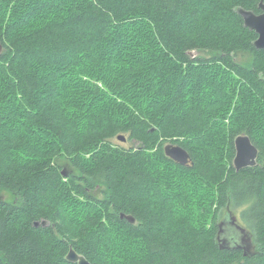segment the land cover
<instances>
[{
    "label": "trees",
    "instance_id": "obj_1",
    "mask_svg": "<svg viewBox=\"0 0 264 264\" xmlns=\"http://www.w3.org/2000/svg\"><path fill=\"white\" fill-rule=\"evenodd\" d=\"M261 1L0 0V264H264Z\"/></svg>",
    "mask_w": 264,
    "mask_h": 264
},
{
    "label": "water",
    "instance_id": "obj_2",
    "mask_svg": "<svg viewBox=\"0 0 264 264\" xmlns=\"http://www.w3.org/2000/svg\"><path fill=\"white\" fill-rule=\"evenodd\" d=\"M259 7L261 9L260 13H256L252 10H247L245 8H239L238 12L242 15L245 26L251 30L256 31V33L258 34V37L254 42L255 45L258 48H264V1H261ZM119 139L121 141H125L126 137L124 135H120ZM234 143L236 148V154L234 157L235 168L237 170H240L242 168L255 165L258 157V148L251 141V138L248 135L241 134L235 138ZM165 152L169 157H171L176 162L182 165H189L191 162V156L188 151L179 145L167 144L165 146ZM122 217H126L131 222L135 221V218L131 215L123 214ZM228 219L232 225H235L236 229L243 233V237L247 238L248 244L244 243V249L246 253L250 252V250L253 248L252 234H248L246 228L239 224H236L237 216L232 215ZM226 224L227 218L221 220L219 224V232L217 238L218 241L222 244L223 248H230L229 245L231 239H228L223 236ZM67 259L78 264H92L89 260L85 258V256L78 254L73 248L69 250Z\"/></svg>",
    "mask_w": 264,
    "mask_h": 264
},
{
    "label": "rangeland",
    "instance_id": "obj_3",
    "mask_svg": "<svg viewBox=\"0 0 264 264\" xmlns=\"http://www.w3.org/2000/svg\"><path fill=\"white\" fill-rule=\"evenodd\" d=\"M199 7H202V5L199 4ZM194 55H197V54L195 53ZM116 143H120V144H122L124 146H131L133 144L131 141H128V140H126L124 142H122L120 140L119 141L117 140ZM164 150H165V148H164ZM190 164H191V162H190ZM240 211H241V209L235 210V213H233V215L237 216V223L239 225L243 226L242 222L240 221ZM230 216H232V215H230ZM222 220H224V219H222ZM246 229L248 231L247 233L248 234H251V231L248 228H246ZM231 235H235L237 237V239L239 240V244H241L243 246L245 245L244 243H242V241L240 239V238L243 237V233L240 232L238 229H235V226L232 225L229 222V219L227 218V224H226V226L224 228L223 236L226 237V238H228V239H231Z\"/></svg>",
    "mask_w": 264,
    "mask_h": 264
},
{
    "label": "flooded vegetation",
    "instance_id": "obj_4",
    "mask_svg": "<svg viewBox=\"0 0 264 264\" xmlns=\"http://www.w3.org/2000/svg\"><path fill=\"white\" fill-rule=\"evenodd\" d=\"M236 224L238 225V223L236 222ZM235 226V225H234ZM236 229V228H235ZM241 239V241H242V243H247V238H245V237H243V238H240ZM248 244V243H247ZM239 246H241L242 248H244V246L243 245H239ZM251 251V250H250Z\"/></svg>",
    "mask_w": 264,
    "mask_h": 264
}]
</instances>
